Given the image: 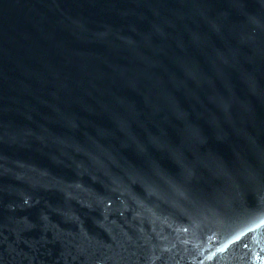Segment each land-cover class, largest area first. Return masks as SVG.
<instances>
[{
	"label": "water",
	"instance_id": "water-1",
	"mask_svg": "<svg viewBox=\"0 0 264 264\" xmlns=\"http://www.w3.org/2000/svg\"><path fill=\"white\" fill-rule=\"evenodd\" d=\"M0 264H264V0H0Z\"/></svg>",
	"mask_w": 264,
	"mask_h": 264
}]
</instances>
